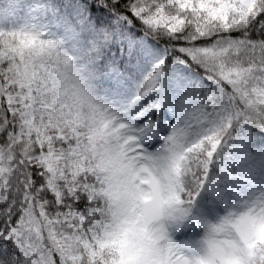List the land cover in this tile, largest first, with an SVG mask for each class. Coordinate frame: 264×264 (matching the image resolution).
<instances>
[{"label":"snow or ice","instance_id":"obj_1","mask_svg":"<svg viewBox=\"0 0 264 264\" xmlns=\"http://www.w3.org/2000/svg\"><path fill=\"white\" fill-rule=\"evenodd\" d=\"M0 264H264V0L0 18Z\"/></svg>","mask_w":264,"mask_h":264},{"label":"rangeland","instance_id":"obj_2","mask_svg":"<svg viewBox=\"0 0 264 264\" xmlns=\"http://www.w3.org/2000/svg\"><path fill=\"white\" fill-rule=\"evenodd\" d=\"M24 10L25 0H0V18H17Z\"/></svg>","mask_w":264,"mask_h":264},{"label":"clouds","instance_id":"obj_3","mask_svg":"<svg viewBox=\"0 0 264 264\" xmlns=\"http://www.w3.org/2000/svg\"><path fill=\"white\" fill-rule=\"evenodd\" d=\"M200 231H202V230H200ZM185 239H187V238H185ZM193 239H197V238L194 237Z\"/></svg>","mask_w":264,"mask_h":264},{"label":"trees","instance_id":"obj_4","mask_svg":"<svg viewBox=\"0 0 264 264\" xmlns=\"http://www.w3.org/2000/svg\"><path fill=\"white\" fill-rule=\"evenodd\" d=\"M7 2V1H6Z\"/></svg>","mask_w":264,"mask_h":264}]
</instances>
